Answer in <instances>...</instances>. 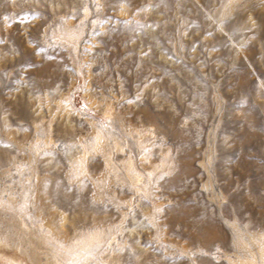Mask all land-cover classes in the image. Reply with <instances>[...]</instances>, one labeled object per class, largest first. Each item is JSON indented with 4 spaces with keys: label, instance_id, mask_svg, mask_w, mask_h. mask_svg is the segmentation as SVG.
Here are the masks:
<instances>
[{
    "label": "rangeland",
    "instance_id": "obj_1",
    "mask_svg": "<svg viewBox=\"0 0 264 264\" xmlns=\"http://www.w3.org/2000/svg\"><path fill=\"white\" fill-rule=\"evenodd\" d=\"M15 258L264 264V0H0Z\"/></svg>",
    "mask_w": 264,
    "mask_h": 264
},
{
    "label": "bare ground",
    "instance_id": "obj_2",
    "mask_svg": "<svg viewBox=\"0 0 264 264\" xmlns=\"http://www.w3.org/2000/svg\"><path fill=\"white\" fill-rule=\"evenodd\" d=\"M11 258H13V257H11ZM15 260H17L16 258L15 259H10V261L9 262H11V263H15V264H22V263H17V261H15Z\"/></svg>",
    "mask_w": 264,
    "mask_h": 264
}]
</instances>
